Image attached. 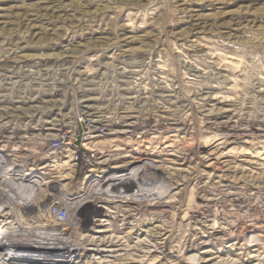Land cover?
<instances>
[{"label": "rangeland", "instance_id": "374dc122", "mask_svg": "<svg viewBox=\"0 0 264 264\" xmlns=\"http://www.w3.org/2000/svg\"><path fill=\"white\" fill-rule=\"evenodd\" d=\"M78 113L76 162L49 140ZM0 189V223L66 210L70 264H264V0H0Z\"/></svg>", "mask_w": 264, "mask_h": 264}, {"label": "bare ground", "instance_id": "6f19581e", "mask_svg": "<svg viewBox=\"0 0 264 264\" xmlns=\"http://www.w3.org/2000/svg\"><path fill=\"white\" fill-rule=\"evenodd\" d=\"M145 171L146 168L143 166L138 168H133L127 172H122V173H117L115 171V173L111 174L106 179L110 181L107 184V186L96 184V186H98L99 188L98 190L99 192L97 194L100 195L105 193L107 191L106 189L109 188V186L111 185L112 187L110 191L112 192L114 186H116L117 184H123L124 180H129L131 178H134L135 176L138 178L139 183L141 185H148L147 182L146 183L143 182L145 179L142 175L143 173H145ZM22 175L26 176L25 174ZM18 199H22L23 201L17 200L14 202H5L4 209L2 210V211L7 210L5 216L7 217L16 216V218L10 222L0 223V238L23 237L26 240L29 239L31 240V238L33 239V237H35V238H40L41 241L39 240L40 241L39 245L35 244L37 246H32L30 243L18 242L15 240H11L8 243L0 242V264H70L73 257H75V254H77V251L79 249L78 245L80 244V242L74 236H71L72 239L69 241L68 240L63 241V239H61L60 237L62 233L61 231L58 230L59 228H57L56 226L57 224H63V222L67 220L68 216L66 215L67 216L66 218L60 217V219H57L56 216L52 215L50 211V207L45 206L44 195H41L34 201L35 205L39 207V209L37 208L39 213L35 215H29L27 217L26 214L28 212L30 213L33 206L26 204L24 202L25 199L22 194H20ZM89 201H90L89 199L85 200V202H89ZM33 218L39 221L40 228H44L47 231L45 232L36 231L34 228L29 226L28 223L32 221ZM63 230H66V228L63 227ZM43 239L45 241H42ZM83 241L84 239H82L81 244L83 243ZM59 243L62 244L59 245ZM3 249H9L10 251L2 252ZM88 264H93V263L91 261H88ZM110 264H114V263H110Z\"/></svg>", "mask_w": 264, "mask_h": 264}, {"label": "built area", "instance_id": "2783aa9c", "mask_svg": "<svg viewBox=\"0 0 264 264\" xmlns=\"http://www.w3.org/2000/svg\"><path fill=\"white\" fill-rule=\"evenodd\" d=\"M105 133V125L92 115L78 113L74 121L58 130L49 140L50 148L58 152H66L74 161H83L93 156L99 137ZM54 216L66 213V210L56 206Z\"/></svg>", "mask_w": 264, "mask_h": 264}]
</instances>
